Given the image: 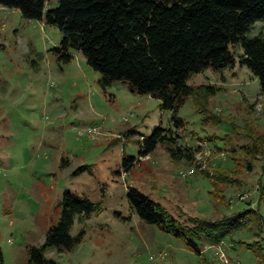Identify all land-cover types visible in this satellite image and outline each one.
Masks as SVG:
<instances>
[{"label":"rangeland","instance_id":"374dc122","mask_svg":"<svg viewBox=\"0 0 264 264\" xmlns=\"http://www.w3.org/2000/svg\"><path fill=\"white\" fill-rule=\"evenodd\" d=\"M56 6L49 0L45 10ZM262 32L264 21H258L248 37ZM61 41L44 18L26 19L0 6V264L28 263L29 248L42 245L58 223L65 192L97 208L73 215L69 234H82L81 241L70 251H48L56 264H264L242 245L257 240L256 233L264 239V94L239 65L241 48L229 46L233 67L190 74L186 84L195 95L177 110L183 122L177 126L159 100L123 82L102 86V76L81 53L70 50L68 62L58 59ZM205 87L218 90L206 96ZM157 127L178 133L181 146L198 149L196 162L174 161L163 146L140 156L142 140ZM245 135L258 139L260 153L245 156L251 173L241 153ZM130 158L134 163L124 168ZM82 167L87 169L75 174ZM190 169L192 175L181 177ZM221 170L239 185L217 187L220 203L205 174ZM130 189L178 222L252 215L219 245L199 242L196 253L183 239L141 221L128 204Z\"/></svg>","mask_w":264,"mask_h":264},{"label":"trees","instance_id":"16d2710c","mask_svg":"<svg viewBox=\"0 0 264 264\" xmlns=\"http://www.w3.org/2000/svg\"><path fill=\"white\" fill-rule=\"evenodd\" d=\"M49 0H0V6L18 10L26 19L40 20L56 27L62 34L58 59L68 62L70 50L85 58L87 64L102 76L101 85L113 82L127 83L132 92L149 95L160 101L163 110L171 111L173 122H183L176 112L195 90L187 86L191 73L206 68L221 70L233 67L235 57L229 46H239L240 66H245L259 81L264 94V32L248 37L254 24L264 21V0H57V6L45 10ZM44 16V17H43ZM199 89V88H198ZM218 89L205 87L204 95L215 94ZM197 99V98H196ZM198 105L201 103L198 99ZM206 111V109H203ZM248 142L241 146L246 172L252 169L245 156L255 158L257 138L245 135ZM181 136L157 127L142 140L140 156H147L158 146L174 161L196 162L198 149L183 147ZM260 153V152H259ZM264 159V151L263 156ZM123 167L129 168L134 159H124ZM236 162V159L233 158ZM237 165V163H236ZM238 166V165H237ZM86 167L75 172H83ZM209 175L214 185L212 198L224 202L226 184L239 185L224 173ZM127 201L138 218L161 231L181 238L196 253L198 243L219 245L225 237L243 228L250 211H244L220 220L209 221L188 217L178 222L164 208L135 189L127 193ZM62 211L58 223L45 234L42 245L29 248L27 264H56L45 254L48 251H70L82 234H69L75 213H90L97 207L87 198H76L69 192L63 194ZM250 217V216H249ZM259 233L264 234V226ZM259 237L251 244L242 243L262 262L263 242Z\"/></svg>","mask_w":264,"mask_h":264},{"label":"built area","instance_id":"2783aa9c","mask_svg":"<svg viewBox=\"0 0 264 264\" xmlns=\"http://www.w3.org/2000/svg\"><path fill=\"white\" fill-rule=\"evenodd\" d=\"M90 132V131H89ZM199 153H197V155H198ZM197 155H196V158H197ZM193 169H190V170H188L187 172H181L180 173V175H181V177H187V176H189V175H192L193 174ZM245 195H243V196H241L240 198H241V200H244L245 199ZM218 256H219V258H220V260L221 261H223L224 263H226V260L224 259V255L222 254V253H218Z\"/></svg>","mask_w":264,"mask_h":264}]
</instances>
